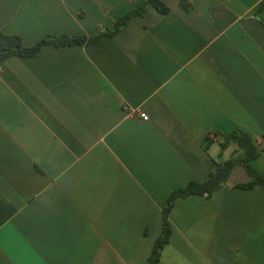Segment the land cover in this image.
Here are the masks:
<instances>
[{
	"label": "crops",
	"instance_id": "crops-1",
	"mask_svg": "<svg viewBox=\"0 0 264 264\" xmlns=\"http://www.w3.org/2000/svg\"><path fill=\"white\" fill-rule=\"evenodd\" d=\"M143 1L0 0V31L93 37ZM180 1L0 62V264H146L168 197L228 160L235 130L264 175V0ZM248 180L239 165L177 198L159 264H264V184Z\"/></svg>",
	"mask_w": 264,
	"mask_h": 264
},
{
	"label": "trees",
	"instance_id": "trees-1",
	"mask_svg": "<svg viewBox=\"0 0 264 264\" xmlns=\"http://www.w3.org/2000/svg\"><path fill=\"white\" fill-rule=\"evenodd\" d=\"M180 4L185 10L191 9L189 0H181ZM148 5H153L163 14L169 12V8L162 2V0H144L135 9L127 13L122 18L118 19L114 23L112 29L100 32L96 36H47L39 40L31 47H25L19 36L6 35L0 31V62L15 56L34 57L46 45L60 47L74 44L97 43L101 40L111 38L125 25L130 17L134 15H142ZM232 143L237 147L235 153H233L228 160L216 163L214 169L210 172L209 178L206 181H191L186 187L175 190L170 194L163 211L164 216L162 232L155 241L146 264H159L161 252L163 248L169 243L172 229L168 220V215L177 198L191 195L205 197L210 196L214 191L218 190L227 183L231 176L232 170L239 165L245 169L249 176V180L245 183L236 184L235 187L251 189L258 184H264V175L251 165V161L260 155V149L252 142L251 136L241 130H235L227 135H221V149H225Z\"/></svg>",
	"mask_w": 264,
	"mask_h": 264
},
{
	"label": "built area",
	"instance_id": "built-area-1",
	"mask_svg": "<svg viewBox=\"0 0 264 264\" xmlns=\"http://www.w3.org/2000/svg\"><path fill=\"white\" fill-rule=\"evenodd\" d=\"M2 72V67L0 65V73ZM128 114L132 117H139L141 120L143 121H147L148 120V116L147 114L143 113V112H139L138 110H135V109H130L128 108Z\"/></svg>",
	"mask_w": 264,
	"mask_h": 264
},
{
	"label": "rangeland",
	"instance_id": "rangeland-1",
	"mask_svg": "<svg viewBox=\"0 0 264 264\" xmlns=\"http://www.w3.org/2000/svg\"><path fill=\"white\" fill-rule=\"evenodd\" d=\"M238 170H243V169H241V168H240V169H238ZM242 172H244V171H242ZM235 179H237V176H236V178H235Z\"/></svg>",
	"mask_w": 264,
	"mask_h": 264
}]
</instances>
